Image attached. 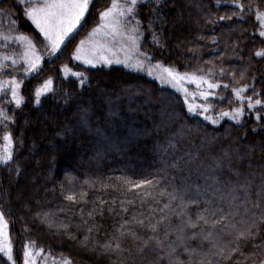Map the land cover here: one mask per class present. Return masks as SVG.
<instances>
[{"label":"trees","instance_id":"1","mask_svg":"<svg viewBox=\"0 0 264 264\" xmlns=\"http://www.w3.org/2000/svg\"><path fill=\"white\" fill-rule=\"evenodd\" d=\"M31 1L0 0V82L9 89L0 95V110L12 121L7 128L0 123V157L4 156L5 133L13 138V162L0 165V212L9 222L15 264H23L25 244L55 262L71 264H264L260 215L264 200L258 201L254 194L255 186L262 183L261 170L255 165L264 163V152L259 150L264 146V119L255 117H264V108L249 110L245 100L241 125L224 119L214 126L202 116H188V105L179 92L143 72L75 61L80 42L100 23L101 12L113 0H96L60 51L42 58L38 70L26 75L22 38L39 49L44 47L42 35L25 16ZM236 2L243 12L234 7ZM153 7L137 10L140 47L151 64L206 75L219 83L221 87L214 92L226 99H202L213 117L240 106L234 101L233 89L247 88L245 98L251 96L253 102L258 98L264 104V58L255 55L264 50V37L259 35L262 21L257 19L258 13L264 15V0H165L159 17L149 14ZM221 16L225 19L220 20ZM150 20L155 21L151 31ZM64 66L80 74L82 81L72 74L65 76ZM13 78L22 82L25 103L18 109L11 103L7 83ZM48 80H52L51 91L36 106L34 94ZM224 84L229 89H223ZM203 107L197 105L196 109ZM162 110L170 114L176 127L200 129L167 157L156 145L168 133L154 131ZM97 128L120 144L121 150L105 148L95 134ZM252 146L256 149L252 152L254 167L247 168V160L234 165L242 175L226 167L215 171L210 167L222 150L246 152ZM145 178L153 180L154 186H133ZM246 178L253 181L250 192L232 190ZM174 192L175 200L171 197ZM68 195H74L76 202L67 200ZM165 204L170 206L164 208ZM200 214L207 224L197 220ZM161 217L164 220L157 232L149 231L147 225L156 224ZM189 218L197 223L196 228L189 226ZM217 219L219 223H215ZM257 227L260 234L254 241L237 240L238 235L247 236ZM122 231L126 235L121 236ZM153 235L158 236L159 245L148 241L145 246ZM106 242L112 245L107 250L102 247ZM0 264L10 262L4 258Z\"/></svg>","mask_w":264,"mask_h":264},{"label":"snow or ice","instance_id":"2","mask_svg":"<svg viewBox=\"0 0 264 264\" xmlns=\"http://www.w3.org/2000/svg\"><path fill=\"white\" fill-rule=\"evenodd\" d=\"M20 3H25L26 0H18ZM165 0H126L127 6L124 10L121 11L120 15L125 17V23L124 28L127 30L129 28V25L134 24L135 27L131 28V31L134 33H138L139 27L141 26V21L137 19L138 12L137 10L141 7H148L149 5H154L153 8L149 9L150 15H155L159 17L160 9L164 6ZM96 5V0H51L50 3H44L41 7H32V8H25V16L27 19L31 20L33 24H35L36 28L39 29L41 33H43L45 39H49L51 43V54L53 56L56 55V53L60 49V45L64 43V38L67 37L78 25H81L82 21L86 20V14L90 12L92 8H94ZM117 0H113L112 7H117ZM219 7V5H218ZM235 8H238L241 12L244 11L243 6L236 2L234 5ZM110 16V10L109 11H103L100 14L101 20H106ZM231 18V17H229ZM225 17L221 16L220 20H224ZM258 20L264 21V17H257ZM155 21L150 20L148 25V30H152V25ZM211 22V21H210ZM119 24V22H116ZM260 32L259 35L261 37H264V22L260 24ZM117 29L114 28L113 35L117 34ZM153 36L155 37V33L153 32ZM130 39H134L135 37H129ZM215 42V41H213ZM256 57L258 58H264V50L257 51L255 53ZM151 59V57H148ZM75 59L79 60L80 57L76 56ZM102 62L104 64L110 65L112 63L111 60H108L106 58H101ZM15 64V61H13ZM83 63L90 65L91 67H96V64L92 60H85ZM119 63V61H117ZM38 70V66L29 61L25 74L28 75L30 73H33ZM168 76L171 77L173 81H187L189 84H195L197 86V89L200 90L201 84L207 85V90H200V97L205 102L209 101L210 96H214L220 100L226 99L225 97H220L218 94L214 92L215 89L220 88L221 85L213 80H209L202 76H197L196 74H187L184 75H178L177 73H174L172 70L165 69ZM72 75L77 79L82 81V77L80 74L73 72ZM211 75V73H209ZM220 75L223 76L224 72L221 70ZM9 85H11L10 92H11V103H14L16 108H20L25 101L19 96L17 92V88L19 86L20 81H17L15 78H13L11 81L7 82ZM52 84L51 80H48L44 83V85L37 89L35 92V105L39 106L41 103V97L47 95L48 91H51V89L48 87ZM223 89L227 90L229 89L228 84L223 85ZM9 91V89L6 87L4 82H0V95H4ZM233 96L234 101H239L240 106L234 107L231 111H222L219 113V115L213 117L210 113V108L208 104L206 103L205 106L201 110H197L195 107H193L191 104H188V101L185 100V104L188 105L187 107V115L188 116H202L204 121H207L208 123H211L212 125L216 126L219 124L221 120L224 118H227L229 121H232L235 125H241L242 120L245 115L244 107H245V100L247 101L246 107L249 110L257 109V108H264V104H262V101L260 99H255L253 102V97H244L243 93L247 92V88H240V89H233ZM185 96H187V92H185ZM256 96H259L258 93H256ZM234 101H228L229 103H233ZM7 102V101H6ZM161 119L159 124H156L154 126V131L159 132L160 130H166L167 135L165 139L162 141H158L156 147L159 150V153L163 156L167 157L177 151H179L178 145H180L185 139L191 138V133L196 132L199 133V127H192L189 128L187 126H180L176 127L175 122L173 119H170V114L166 111H161L160 113ZM255 119L257 121H260L261 119H264L261 115L257 114ZM11 119L8 117L7 113L3 110H0V123L3 124L4 128H7L8 124L11 123ZM86 122V121H85ZM83 126V123L82 125ZM147 131V130H145ZM253 131H256V129H253ZM98 137L101 138L103 141V146L107 148L108 150H121V145L118 143H115L111 140V138H108L106 136L102 135L101 129L97 128L96 133ZM12 135L10 133H5L3 136V140L5 142V149H4V156L0 157V165L9 166L11 162H13V155L12 152L8 149V145L12 143ZM100 141H98L99 143ZM204 143H208V141H204ZM255 147H249L248 151L241 152L239 149H224L221 152V155L218 158H214L212 165L210 166L214 171L215 170H222L225 167L232 172L233 174L240 176L242 173L240 172L239 167H234V165H243L245 160H247L246 167L249 169H252L254 165L252 164V152L255 151ZM260 151L264 152V146H261ZM100 153V149H97V155ZM186 156L191 157V153H185ZM183 158V157H182ZM165 163H167V160H165ZM178 161L174 163L172 166L177 167ZM256 168L260 169L259 175L261 177L262 183L260 185L255 186V192L254 194L259 200H264V163L255 165ZM17 175H19V169H16ZM208 174V173H206ZM256 173H250V175H255ZM155 183H159V181H155ZM231 184V182H228ZM144 184H150L154 186L153 180H148L145 178L141 182H135L134 187L140 188L143 187ZM236 189H241L245 193L250 192L253 189V181L250 179H245L243 183L236 184L232 186V190L235 191ZM83 195H87V193H84ZM171 197L173 200L177 199L176 193H172ZM237 197H233V199H236ZM66 199L69 201H72L75 203V197L74 195H68L66 196ZM245 200L247 201V196H245ZM87 201H85L86 203ZM195 202V201H193ZM124 202L121 201V204ZM131 203V201H129ZM170 205L165 204L164 208H168ZM256 207H259V203L256 204ZM112 209H109L111 211ZM83 211V210H81ZM121 211H127V208H122ZM163 211V209H161ZM205 211H209V209H206ZM211 211H215V209H212ZM100 215H103V213H99ZM91 216L92 213H89ZM261 220L264 222V212L261 214ZM37 216H40V213H37ZM220 219H223L221 217ZM220 219H217L215 223H219ZM164 217H161L159 221H157L156 224H148L147 229L153 233H156L158 230V225L163 223ZM198 221H203L205 224H207V219L203 214L198 215L197 217ZM84 223H87L84 221ZM139 224L141 226H144V221L140 220ZM188 224L192 228H196L198 225L197 223H193L191 219L189 218ZM9 227V222L5 219V214L3 212H0V238H5L7 240L8 232L7 229ZM65 228L67 226H64ZM125 227V224L121 225V228L123 229ZM89 232H91V227L87 229ZM260 234V229L257 227L256 231L253 233L251 230H249V233L247 236L244 234H240L237 236V240H244L245 242L248 241V239L255 240L257 236ZM71 238V235L68 234ZM126 235L125 232H121V236ZM133 238H137L136 234L133 233ZM88 237H85V240H87ZM148 241H155L157 245H159L160 241L158 239V236H149L147 240L145 241V246H147ZM83 247H86L87 245H82ZM256 246V245H254ZM104 249H109L112 247L111 243L106 242L102 245ZM120 247L119 244L116 245V248L118 249ZM31 248V244H25L24 245V252H23V264H35L34 261H31L32 253L29 250ZM6 258L10 264H15V258L13 255V250L11 247L10 241L7 243H0V260ZM63 264H71L70 261H64Z\"/></svg>","mask_w":264,"mask_h":264},{"label":"rangeland","instance_id":"3","mask_svg":"<svg viewBox=\"0 0 264 264\" xmlns=\"http://www.w3.org/2000/svg\"><path fill=\"white\" fill-rule=\"evenodd\" d=\"M46 2L50 3L51 0H32L31 1L32 4L29 6V9L32 7H41ZM117 4L118 6L113 8L112 7L113 3H112V5L105 10V11L110 10V16L106 20H100V23L96 27H94L91 30V32L88 34V36L85 37L80 42L78 48L74 53L73 59L86 66H90V65L83 63V61L85 60H92L96 64V66H101V65H108V64H104L101 60V58H106L112 61L110 65H121L134 71L143 72L149 75L150 77L158 80L162 85H166L173 88L174 90L179 92L182 95V97L185 98V100H187L186 97H188V99L194 101L196 103L195 108H197V105L205 106V102L202 103V99L200 97V90H207V85L201 84L200 90H198L195 84H189L187 81H179V80L173 81L171 77L168 76L165 69L172 70L174 73H177L178 75L181 76L184 75L185 73H180L178 71H175L167 67H163L158 64H151L146 59L145 54L141 50L140 32L138 31V33H134L131 31V28L135 27V25L134 24L129 25V28L127 30L124 28L125 17L121 16L120 13L127 6L126 0H117ZM262 15L263 12L258 13V17H262ZM117 21L119 22V24L116 23ZM259 21L261 22L262 20ZM79 27L80 25H78L67 37L64 38V43L60 45V49L63 47L66 41L79 29ZM114 28L118 30L116 35H113ZM40 34L44 39V47H42V49L37 48L29 39L22 38V43L24 45L23 62H25L26 65H28L29 61H31L35 63L37 66H39L42 58L53 57V55L51 54L52 49H51L50 40L45 39L43 33L40 32ZM129 37H135V38L130 39ZM76 56H79L80 59L79 60L75 59ZM117 61H119V63H117ZM63 72L65 76H69L68 74H72L74 71L64 66ZM187 74H196L198 77L206 76L197 73H187ZM48 87L51 89L52 84L49 85ZM17 92L19 96L22 98L20 92V85L17 88ZM185 92H187V96H185ZM188 104H191L193 106L194 103H191L188 100ZM8 149L11 151V144L8 145ZM7 232H8L7 240H5V238H0V243H7L8 241H10L8 229ZM29 250L32 253L31 261H34L35 264H63L62 261L55 262L49 256L45 255L41 251H35V249L33 248H30ZM54 259L56 260V258Z\"/></svg>","mask_w":264,"mask_h":264}]
</instances>
